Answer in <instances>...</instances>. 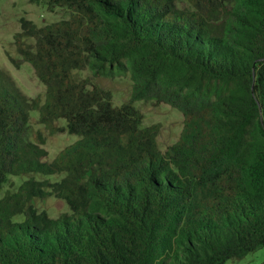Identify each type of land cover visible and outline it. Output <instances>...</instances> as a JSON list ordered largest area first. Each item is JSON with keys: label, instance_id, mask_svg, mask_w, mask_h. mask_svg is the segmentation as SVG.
<instances>
[{"label": "trees", "instance_id": "obj_1", "mask_svg": "<svg viewBox=\"0 0 264 264\" xmlns=\"http://www.w3.org/2000/svg\"><path fill=\"white\" fill-rule=\"evenodd\" d=\"M42 1L62 17H21L14 41L45 101L0 66V192L27 177L0 196V264H225L262 247L264 0ZM84 69L129 75L130 98ZM141 100L181 113L165 149ZM34 110L76 137L51 160ZM47 196L67 211L39 210Z\"/></svg>", "mask_w": 264, "mask_h": 264}, {"label": "rangeland", "instance_id": "obj_2", "mask_svg": "<svg viewBox=\"0 0 264 264\" xmlns=\"http://www.w3.org/2000/svg\"><path fill=\"white\" fill-rule=\"evenodd\" d=\"M63 12L59 9L47 10L42 0L30 2L29 0H0V66L9 69L10 73L19 86L30 96L37 97L40 103L45 101V87L37 79L31 65L24 61L18 53L14 41V35L20 30L19 19L27 18L37 26L49 24L62 17ZM28 47L33 45V39L25 38ZM74 76L77 79L87 78L91 82L111 91L113 101L121 104L131 96L132 81L129 75H119L115 77L97 76L89 69L75 70ZM136 105L143 113L145 124L159 125L158 143L162 149L171 145L179 138L183 126L181 113L175 108L165 103H153L150 101H137ZM57 125H59L57 123ZM43 137L45 143L42 146L47 150V160L54 158L57 153L66 145L76 140V137L67 133L51 132L49 128L41 124L38 119V110L31 112V127L29 137L36 142ZM36 178H43L36 175ZM27 178L26 176H11L4 185L0 196L6 190H15L16 187ZM34 204L39 210L45 209L51 216H58L67 211L64 201L53 196L43 199H34ZM264 262V245L256 250L237 259H229L225 264H262Z\"/></svg>", "mask_w": 264, "mask_h": 264}]
</instances>
